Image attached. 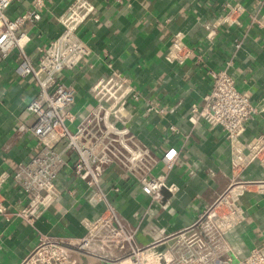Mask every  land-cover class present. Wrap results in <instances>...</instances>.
Segmentation results:
<instances>
[{"label":"crops","instance_id":"1","mask_svg":"<svg viewBox=\"0 0 264 264\" xmlns=\"http://www.w3.org/2000/svg\"><path fill=\"white\" fill-rule=\"evenodd\" d=\"M42 19L28 22L24 31L30 36L28 55L36 60L38 49L46 47L62 30L59 17L72 0H42ZM95 13L80 31L91 49L81 69L64 71L61 78L79 91L73 112L82 118L84 110L94 104L89 94L93 82L116 71L130 78L142 93L140 105L157 100L171 106L165 115H145L135 121L134 129L143 142L159 156L175 148L179 159L167 180L177 185L176 194L164 192L165 209L138 192L132 180L109 173L110 184L120 188L110 197L120 211L143 230L139 241L152 243L159 229L166 234L177 233L191 225L233 183L243 189L241 206L247 219L232 232L230 241L238 252L264 245V168L255 164L235 177L225 134L201 121L196 125L188 117L193 104H202L212 89L210 70H223L232 62L229 72L238 89L248 93L260 114L251 121L247 137L258 135L264 120V32L250 27V15L264 14V0H90ZM33 0H16L8 10L11 17L21 15ZM241 3L246 12L239 27L221 26L208 37L206 25L227 11V4ZM184 33L185 42L194 55L184 65L166 61L168 48L175 35ZM241 41L240 49L236 42ZM19 59L14 53L0 65V176L11 174L19 163L27 162L36 143L17 140L15 130L23 120L22 113L39 92L32 78L18 72ZM25 117V116H24ZM21 119V120H20ZM174 127L175 130H171ZM159 163L154 173L163 172ZM63 189L60 205L50 208L33 225L15 218L0 217V264H23L38 245L41 236L79 238L85 235L81 221L96 216L100 208L91 207L87 188L75 179L71 170L64 171L58 182ZM6 204L13 209L25 205L23 193L11 180L3 187ZM138 217L134 213L138 211ZM148 211V213H147ZM158 229L157 231H154ZM82 264H109L100 257L73 255Z\"/></svg>","mask_w":264,"mask_h":264},{"label":"built area","instance_id":"2","mask_svg":"<svg viewBox=\"0 0 264 264\" xmlns=\"http://www.w3.org/2000/svg\"><path fill=\"white\" fill-rule=\"evenodd\" d=\"M15 1L0 0V65L16 53L17 72L32 78L39 87L37 96L25 105L23 120L14 133L15 139H31L36 146L27 162L19 163L13 173L0 176V217L8 222L19 218L33 225L50 208L60 205L64 192L58 182L67 169L84 183L88 204L100 208L96 216L82 219L84 236L42 235L23 264H82L73 256L75 253L97 256L109 264H151L145 253L158 250L161 252L155 264H264V245L241 253L230 241L229 235L247 219L241 206L243 189L234 183L183 230L166 234L159 229L152 243L139 241L143 230L111 200V193H119L120 188L110 184L109 173L114 170L120 177L132 180L138 185V192L165 209L164 192L174 195L179 191L177 185L168 182L166 173L177 164L179 152L169 148L159 156L143 142L134 123L145 115H165L173 109L157 100L140 105L142 93L130 78L111 71L93 82L89 94L94 104L79 118L73 112L79 91L64 82L61 74L81 69L90 56L91 49L80 31L92 20L95 6L90 0H72L59 17L61 32L46 47L38 49L39 56L34 60L27 53L31 39L24 26L42 19L40 10L44 4L33 0L29 10L11 17L8 10ZM226 7L224 15L206 25L209 38L221 26H241L245 7L239 2ZM249 19L250 27L264 32V14H252ZM241 46L242 42L237 41L236 48ZM193 55L184 33L179 32L165 59L181 66ZM231 66L230 61L223 70L209 71L212 89L202 104L192 105L188 120L193 125L204 121L224 132L232 169L239 179L255 164L264 168V120L258 135L246 136L249 123L261 114L252 105L250 95L238 89L229 72ZM159 163L165 170L155 174ZM9 180L25 196L26 203L20 209L6 204L3 187ZM138 212L134 213L135 218Z\"/></svg>","mask_w":264,"mask_h":264},{"label":"bare ground","instance_id":"3","mask_svg":"<svg viewBox=\"0 0 264 264\" xmlns=\"http://www.w3.org/2000/svg\"><path fill=\"white\" fill-rule=\"evenodd\" d=\"M160 252L161 251L158 250L156 252L150 251L148 253H145V258L148 261V263H151V264L157 263V259H158L157 257L159 256Z\"/></svg>","mask_w":264,"mask_h":264}]
</instances>
